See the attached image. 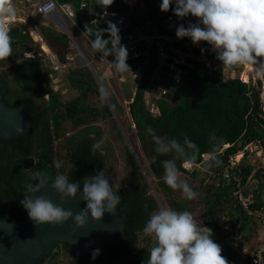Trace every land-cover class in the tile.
<instances>
[{
	"label": "trees",
	"instance_id": "trees-1",
	"mask_svg": "<svg viewBox=\"0 0 264 264\" xmlns=\"http://www.w3.org/2000/svg\"><path fill=\"white\" fill-rule=\"evenodd\" d=\"M57 1L73 3L75 18L79 21L80 0ZM143 2L145 9L134 10L129 24L119 32L120 36L132 31L135 25L144 23L147 18L155 23L151 30L156 28L159 32H168L161 24L162 16L156 12L151 0ZM126 8L120 0H114L107 9ZM83 17L87 15L83 14ZM9 27L13 54L8 59L0 60V97L8 105L25 104L31 118L23 136L11 139L0 137V219L16 222L23 218L24 207L20 201L24 198L25 186L35 183L32 173H46L50 181L56 175H65L70 182L81 185L85 172L93 176L105 168H111L107 164L110 144L103 141L101 121H109L119 138L123 139V135L112 117L107 100H101L100 87L86 64L78 62L76 66H68L63 75L67 84L78 93L62 100L60 92L52 87L49 72L53 69L45 63L48 58L40 48V42L32 39L29 27L23 21ZM37 27L42 42L60 62H67L66 55L70 52L67 34L53 28L52 23H39ZM94 33L95 30L91 35L87 33L91 41L95 39ZM108 37L104 34L105 39ZM172 44L179 45L184 52L199 55L206 54L210 47L207 42L194 44L188 37ZM165 48L169 56L164 57V61H170L174 52L171 48ZM31 51V57L24 54ZM145 57L140 55L127 60L133 71L139 73L134 78V95L127 103V111L131 118L128 130L133 131L138 150L148 161L149 174L155 179L157 189L163 192L169 208L190 212L200 205L204 223L213 230V238L222 248L221 254L229 264H244L239 260L236 245L248 240L251 225L257 217L264 220V172L249 162L248 150L235 165H230L228 159L249 142L264 146L263 83L258 79L254 84L252 81L244 82L239 76L222 79L218 65H207L192 57L185 58L188 64H179L183 72L179 78H175L174 71H170L164 63L157 68L160 57L157 44L149 48L146 65L143 64ZM148 86L155 94L160 92V88L167 90L160 97L154 95L151 98L157 113L150 111L144 100ZM45 94L48 100L40 104ZM46 104L52 108L69 106L76 112L75 117L70 119V130L75 127L78 130L72 131L65 138V143H61L60 146L64 148L62 154L58 153L56 143L65 136L62 122L67 118L58 112L47 114V109L42 106ZM148 128H152L156 135L176 139L181 144L187 136L198 146L200 157L191 169L184 168L183 162L176 160L179 175L186 176L188 179L184 178L183 181L198 193L193 201L186 199L180 189L173 190L164 183L161 162L173 156H161L155 151L156 145ZM213 135L219 141L218 158L221 164L203 170V155L210 152L212 144L216 143H210ZM97 142L100 149L93 153L92 146ZM124 151L130 175L125 183L113 188V191L121 197L116 210L124 221L125 245L122 247L119 243H113L100 247L99 255L93 259V252L79 256L66 242L59 241L54 246L59 247V251H54L53 247L32 264H56L55 259L60 252L68 258V264H142L147 259L153 242L144 235L143 226L150 214L161 208L162 202L151 192L148 173L140 169L132 148L125 144ZM30 157L33 158L31 166L26 164ZM56 162H60L59 168L55 166ZM249 177L255 180L253 187L249 186ZM238 192L251 195V202L247 206L241 204ZM249 260L248 254L244 262Z\"/></svg>",
	"mask_w": 264,
	"mask_h": 264
},
{
	"label": "clouds",
	"instance_id": "clouds-1",
	"mask_svg": "<svg viewBox=\"0 0 264 264\" xmlns=\"http://www.w3.org/2000/svg\"><path fill=\"white\" fill-rule=\"evenodd\" d=\"M120 1L124 3L127 6L126 9H128V4L123 0ZM65 3L70 4L74 11V15L72 17H67L64 14H59L57 18L51 16L52 22L56 23L60 28L65 29L67 32L72 33L66 20L69 19L70 22L86 36L96 54L100 52L104 58H107L109 55L114 56V60L111 64L116 73L124 74L128 71L134 72L132 67L127 64V60L137 56L128 58L131 53L127 50L126 46L122 45L129 31L122 36L119 34L129 23L120 29L117 24L111 21H108L107 28H97L96 30L87 28L83 26V15L82 17L79 16V21H74L76 8L73 3L69 1ZM113 3L114 0H96V4L105 9V19L109 18L106 10L116 11L117 13L123 11L107 9ZM49 8H51V5H49ZM135 9H145L143 0L135 1V5L132 7L130 13V21ZM160 9L161 11H166L164 13H159L155 9L156 12L162 16L161 24L164 28L166 27L162 23V20L168 13H174L180 18L188 17L189 15L197 18L196 23L189 22L187 27L183 24L177 26L176 36L181 39L173 41V43L180 42L185 37L190 38L194 44H198L202 41L207 42L211 45L207 53L209 55H211L213 51L216 53V59L219 61L215 64L221 68V72L223 68L232 69L248 66L252 69L251 74L254 78L264 81V0H162ZM16 15L17 8L13 0H0V60L8 59L13 54L11 47L12 37L10 35L11 29L9 25L14 21ZM86 19H88V16L85 17L84 20L87 21ZM113 19L116 21V17H113ZM95 22L94 20L93 23ZM201 25H203V27H201ZM154 26L155 23L152 22V27ZM93 30H95V39L91 41L88 34H93ZM166 30L170 32L168 29ZM148 32H150V30ZM104 34L109 37L105 39ZM40 40L41 37L37 41L40 42ZM70 41L74 42L79 50L78 53L74 55V58H76L83 50L74 38L68 40V47ZM152 45H154V43L149 46L141 45L140 48L142 51L146 49L149 51ZM210 48H212V50H210ZM44 51L49 54L50 62H48V64L50 65V57L53 53L49 49ZM24 54L26 55V53ZM191 54L194 55L192 58L202 60L206 62L207 65L210 64L206 60V54ZM140 55L146 56L144 52L138 56ZM144 61L143 64L146 65ZM73 63L72 66H76L78 62L74 59ZM159 65L160 57L157 68ZM90 66L93 68L91 63ZM56 73L57 71L53 69V74L56 75ZM63 74L64 72H62V75ZM134 74L136 76L139 75V73L136 72H134ZM181 74L182 72L178 76H175V74H173V76L179 78ZM136 76L133 77L135 78ZM222 79H226L223 78V74ZM240 79L244 82H249L242 78ZM148 88L151 89L150 86H148L146 90ZM161 90L162 88H160V92L158 93L164 94L167 92V90L164 89L165 92L161 93ZM99 93L102 101L107 100L109 96L107 88L101 86ZM133 95L130 93L128 101L132 99ZM123 96L126 97L125 95ZM154 108L155 113H157V108ZM59 114L64 115V113ZM67 119L70 120L72 118ZM75 130L76 127L72 131ZM147 131L149 135H151L152 141L156 145L155 151L159 155L173 156L172 159H166L161 162V166L164 169V183L173 190L180 189L186 199H195L198 193L195 192L186 181L180 180L176 160H181L184 168L191 169L200 157L198 146L187 136H185L184 142L181 144L176 139H169L166 136L156 135L152 128H148ZM66 134H69V132L66 131L65 135ZM92 136L94 135L92 134ZM213 141L216 143L212 144L211 151L203 155V170H208L221 164L218 158L219 141L214 135L210 137V143ZM98 149H100L99 142L94 143L92 146L93 153ZM55 166L59 168L61 166L60 162H56ZM32 180L35 181V183L26 184V191L23 193L24 198L20 201V204L27 210L29 218L36 226L44 223L61 225L71 218L78 228L83 227L88 222L89 216L95 220H99L103 217L105 212L113 213L121 199L118 192L113 191L109 180L104 175V170L86 178L83 183L82 192L79 183L70 182L68 176L56 175L55 178L51 180V186L61 194V200L65 198H75L77 194L80 193L79 199L87 202L86 207L74 215L70 209L65 210L63 207L54 204L46 196L29 195L39 192L50 181L46 173L36 171L32 173ZM249 180L254 179L249 177L248 181ZM201 210L202 209H198V211ZM202 224H204V226H202ZM202 224L199 223L189 211H176L167 207L159 208L150 214L149 219L143 226L144 235L150 237L153 244L149 250L147 259L143 261L142 264H229V261L221 254V246L213 238V230L210 227H206L204 222H202ZM99 253L100 250L95 249L92 253L93 259H95ZM249 261H246L245 264L249 263Z\"/></svg>",
	"mask_w": 264,
	"mask_h": 264
},
{
	"label": "rangeland",
	"instance_id": "rangeland-1",
	"mask_svg": "<svg viewBox=\"0 0 264 264\" xmlns=\"http://www.w3.org/2000/svg\"><path fill=\"white\" fill-rule=\"evenodd\" d=\"M32 1L33 0H13L16 8H17V15L13 22L10 23L9 26L13 25L15 22H24L27 27H29L30 35L33 40L37 41L39 39L40 34L38 31L37 24L42 23L44 25L53 24V28L59 31H65L68 39H75V41L78 42L79 46L82 48L83 51H81L80 55L78 57L74 58L77 62H83L86 64L94 76H98L95 73H98L101 77V84L97 81L99 87L104 86L109 91V96L107 98V101L111 107L112 110V117L117 121L119 130L121 131L123 135V139L119 138L118 134L111 128L109 121H101L100 125L102 126V131L104 133V142H109L110 144V155H109V163L111 168H105L104 169V175L108 177V180L112 186V188H116L120 186L121 184L125 183L130 175V166L128 164V158L124 151V145L127 144L132 148V152L137 156L138 158V165L144 173H148L147 181L151 184V192L155 194V196L158 197V199L162 202V207H168V205L165 202V196L163 195V192L157 189L156 187V181L154 178L151 177L149 174V166L148 161H146L142 154L139 152L137 147V141L133 134L132 130H128V124L131 123V118L127 111V103L128 98L130 97V91L134 90V72L128 71L124 74H118L114 71V68L112 67L111 62L114 60L113 55H109L107 60L98 61L96 59V52L92 49L91 43L88 41L86 36L82 32H80L71 22L69 19H66L68 22V25L70 27V30L72 33L67 32L65 29L60 28L56 23L52 22L51 16L47 15H36L32 13ZM76 18H74V21ZM39 42V41H37ZM201 43L204 44L202 41ZM211 46V45H210ZM42 50H48L45 49L42 45ZM212 50V48H210ZM70 51L75 52L77 51V48L73 47L70 49ZM47 54V58L49 59V54ZM53 55V54H51ZM204 55V54H203ZM26 56H33V52H26ZM54 56V55H53ZM206 60L208 63H217L219 60L216 59V53L213 51L211 55L206 53ZM46 59L45 63L48 64L50 62V59ZM87 60H89L93 66L88 64ZM49 65V64H48ZM51 65V64H50ZM49 65V66H50ZM52 67V66H51ZM94 69V70H93ZM53 73V71H51ZM49 72L50 80L52 79V86L53 89L60 92L61 99H67L69 97L75 96L78 92L76 89L71 86L70 84H67V81L65 79V76L62 75V72L57 71L56 75H52ZM252 69L248 66H243L239 68H223L222 74L223 78L227 77H236L239 76L243 80L252 81L254 84L256 78L252 76ZM245 76V77H243ZM53 77V78H52ZM246 78V79H245ZM62 80V81H61ZM263 83L262 86V92L261 96L264 98V81H261ZM148 91L146 90L144 92V96L147 97ZM125 95L126 97H124ZM45 98H48V95H44ZM47 100V99H46ZM148 100V99H146ZM93 101H95L93 99ZM96 102V101H95ZM62 126L65 127V130L69 132V134H66L61 140L59 139L56 143L58 153L62 154L64 151V148L61 145V143H65V138L69 136L72 133V130H70L71 121L69 119H64L62 122ZM132 129V128H131ZM76 130L77 127H76ZM79 133V132H77ZM180 180L183 181L184 178L187 177L183 175H179ZM188 179V178H187ZM191 182V180H190ZM193 183V182H192ZM255 183V180H249V186L253 187V184ZM180 198V197H179ZM194 200V199H193ZM192 200V201H193ZM192 203V202H191ZM190 203V204H191ZM200 205L190 211V213L193 214L194 218L198 221L204 222L203 216L198 209H200ZM243 239V238H242ZM262 245H264V220L257 217V220L254 224L251 225V234L247 241H244V243L236 245V250L238 251L239 260L242 261L244 264L245 256L250 254L254 248H259ZM54 251H59V247H54ZM56 260V262H55ZM53 260L56 264H68V258L60 252L58 255V258ZM47 262H50V259H47ZM248 264V263H246Z\"/></svg>",
	"mask_w": 264,
	"mask_h": 264
},
{
	"label": "water",
	"instance_id": "water-1",
	"mask_svg": "<svg viewBox=\"0 0 264 264\" xmlns=\"http://www.w3.org/2000/svg\"><path fill=\"white\" fill-rule=\"evenodd\" d=\"M151 2L159 13L166 12L160 9L162 0ZM60 113H64L67 118L75 116V111L68 106ZM29 124V116L24 105L7 106L0 97L1 138L11 139L24 135ZM90 176L87 172L83 174L81 192L84 180ZM29 195L46 196L65 210L70 209L74 215L85 208L87 203L79 199L80 193L75 198L61 200V194L52 188L51 181L39 192ZM123 223L122 216L115 209L113 213L105 212L99 220L89 216L86 225L79 228L71 218L61 225L44 223L36 226L24 208L20 221L0 219V264H32L49 253L59 241L66 242L79 256L113 243H119L123 247L126 243Z\"/></svg>",
	"mask_w": 264,
	"mask_h": 264
},
{
	"label": "built area",
	"instance_id": "built-area-1",
	"mask_svg": "<svg viewBox=\"0 0 264 264\" xmlns=\"http://www.w3.org/2000/svg\"><path fill=\"white\" fill-rule=\"evenodd\" d=\"M29 1V0H28ZM128 4V9L123 10L120 13H117L116 11H107V15L109 16L108 19H105V9L100 7L96 4V0H80L79 2V11H80V17H82L83 14H86L88 16L87 21H85V17L83 18V26L91 29H97V28H107L108 27V21H111L115 24H117L118 28L125 27L130 22V13L132 10V7L135 5L136 0H123ZM49 5H51V8H49ZM32 13L36 15H47L57 18L59 14H64L67 17H72L74 15V11L70 4L62 2L58 3L56 0H33L32 1ZM113 17H116V21L113 19ZM96 21L93 23V21ZM189 22L196 23L197 18L189 15L188 17L180 18L177 17L174 13H168L164 19L162 20V23L165 25V29H168L170 32H159L158 29L151 30L152 27V20L147 18L146 22L139 23L135 25L134 29L132 31H129L126 34V39H124V43L122 45L126 46L127 50L131 53V55L128 56V58L132 56H138L141 53L146 54V59L144 61L145 64L148 62V49L143 50L140 48L141 45H147L154 43L158 45L159 48V55H160V64H165L168 66L170 71H175V76H178L181 72H183V69L180 67L179 64H187L185 58L186 57H194L189 52H184L181 50L179 45L173 46L172 42L180 40L181 38H177L176 36V28L180 24H183L185 27L188 26ZM102 23V24H101ZM155 27V26H154ZM203 27V25H201ZM150 30V32H148ZM107 33V32H105ZM189 40H191L189 38ZM77 48L76 44L72 41L69 42V48ZM165 47L171 48L174 52L173 55H171L170 61H164V57L169 56L168 52ZM78 49L75 52H69L66 55L67 62L61 63L55 56L51 55V65L52 68L59 72H65L68 66H72L74 63V55L78 53ZM108 58V57H107ZM107 58H104L102 53L98 52L96 59L98 61H104L107 60ZM127 58V59H128ZM90 65V61H87ZM98 76H95L96 80L101 84V77L98 73H95ZM134 76H136L134 74ZM148 94L147 97L144 96L147 107L150 111L155 112V108L153 106V102L151 100L152 95L160 96V93L155 94L154 91L151 89H147ZM165 90L162 89L161 93H164ZM132 95L134 94V90H132ZM148 99V100H146ZM248 150L249 156L248 160L250 163L256 165L257 167H260L262 169V172H264V146L255 143V142H249L247 143L243 149L238 151V153L234 155L229 156V164L235 165L238 163L243 157L245 151ZM227 176V174H225ZM238 198L242 205L247 206L249 202H251V195L247 194L244 195L242 192H238ZM201 209V208H200ZM199 209V210H200ZM198 221V219H197ZM202 224L201 221H198ZM204 226V224H202ZM264 249V245L257 248L256 251L251 252L250 254V261L248 264H264V258L262 257V251Z\"/></svg>",
	"mask_w": 264,
	"mask_h": 264
},
{
	"label": "flooded vegetation",
	"instance_id": "flooded-vegetation-1",
	"mask_svg": "<svg viewBox=\"0 0 264 264\" xmlns=\"http://www.w3.org/2000/svg\"><path fill=\"white\" fill-rule=\"evenodd\" d=\"M46 99L48 100V98H45V97H43V100H42V102L40 101V104L42 103L43 104V102L44 101H46ZM2 100V99H1ZM3 101V100H2ZM5 103V102H4ZM37 103H38V101H37ZM36 102H35V104H37ZM6 104V103H5ZM7 106H12V105H8V104H6ZM18 105H24L25 106V104H23V103H20V104H18ZM18 105H16V106H18ZM43 107H45L46 109H47V114H52V113H55V112H58V113H60L61 112V110H63V108L64 107H67V106H60V107H54V108H52L51 106H50V104H46V105H42ZM12 107H14V106H12ZM69 107V106H68ZM25 108H26V110H27V114H28V116H29V122H30V114H29V110L27 109V107L25 106ZM54 109V110H53ZM30 125V124H29ZM29 128V127H28ZM26 133V132H25ZM23 136V135H22ZM35 157H34V161H35ZM32 162H33V158L32 157H30V158H28V160H27V162H26V164L27 165H29V166H31V164H32Z\"/></svg>",
	"mask_w": 264,
	"mask_h": 264
},
{
	"label": "bare ground",
	"instance_id": "bare-ground-1",
	"mask_svg": "<svg viewBox=\"0 0 264 264\" xmlns=\"http://www.w3.org/2000/svg\"><path fill=\"white\" fill-rule=\"evenodd\" d=\"M42 46L45 48V49H47V47L45 46V44H42ZM94 70V69H93Z\"/></svg>",
	"mask_w": 264,
	"mask_h": 264
},
{
	"label": "crops",
	"instance_id": "crops-1",
	"mask_svg": "<svg viewBox=\"0 0 264 264\" xmlns=\"http://www.w3.org/2000/svg\"><path fill=\"white\" fill-rule=\"evenodd\" d=\"M40 38V37H39ZM37 40H39V39H37ZM40 43H41V45L43 44V42H42V40H40ZM46 46V45H45ZM48 49V48H47Z\"/></svg>",
	"mask_w": 264,
	"mask_h": 264
}]
</instances>
